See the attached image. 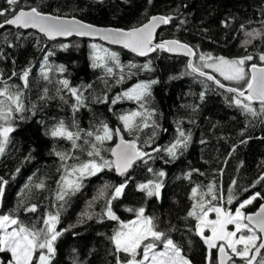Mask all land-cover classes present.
<instances>
[{
  "label": "trees",
  "instance_id": "trees-1",
  "mask_svg": "<svg viewBox=\"0 0 264 264\" xmlns=\"http://www.w3.org/2000/svg\"><path fill=\"white\" fill-rule=\"evenodd\" d=\"M31 7L56 16H73L95 25L123 29L139 26L151 15L160 14L172 19L156 33L154 44L165 38L188 44L196 53L192 63L197 66H202L200 54L229 59L252 54V62L262 63L258 56L264 53V39L254 38L247 45L244 41L248 39L245 33L253 29L264 33L261 23L264 0H151V3L149 0H18L16 5L0 0V10H6L0 22L21 8ZM92 44L117 53L119 64L108 60L106 65L93 67L96 50ZM100 55L104 53L101 51ZM145 64L149 65L147 69L143 67ZM61 67L63 72L59 70ZM26 68L30 74L28 87L23 88L19 76L12 74ZM45 68L48 80L43 78ZM108 68L112 69L111 73ZM203 70L226 85L237 86L208 69ZM0 74V79L21 86L26 108L22 114L24 119L16 114L12 122L14 131L9 134L4 154L0 155V177L8 181L0 197V215L12 213L24 223H36L40 227V218L59 211L56 227L63 234L56 241L53 264H74V261L116 264L117 254L110 237L119 228V221L135 218V213L128 209L140 207L145 208L146 215L159 218L160 230L174 229L169 234L192 264H209L207 245L195 231L196 220L188 217L197 202L192 198V188L199 186V193H204L210 183L214 184L217 196L222 199L204 196L205 205L211 201L213 206L231 211L256 193L260 195L244 212H252L264 202V179H261L264 176V122L243 113L231 102L232 93L194 73L183 57L157 49L148 57L140 58L123 48L99 42L75 37L51 41L35 31L6 26L0 29ZM65 79L84 97V106L76 111L73 110L75 97L59 83ZM140 83L149 84V95L139 101L123 97L130 86ZM45 89L47 96L41 99L45 97ZM145 110L153 113L148 121L150 126L129 134L119 117ZM61 120L71 131L83 129L82 138L88 131H102V124H107L113 132L118 127L124 138L138 137V146L151 153V158L146 164L138 163L124 176H116L113 169H104L95 176L84 177L78 191L66 196L65 201H58L57 182L65 174L62 164L70 168L89 159L87 145L84 151L73 150L71 141L47 134ZM153 120L158 127L151 126ZM140 121L141 117H137L136 122ZM178 128L191 133L187 148L179 150L174 159L164 151H153L174 142ZM77 143L83 144V139ZM112 143L113 139L105 141L103 147L109 149ZM57 153H69L79 159L61 161ZM102 155L110 159L108 151ZM159 171L165 175L155 176ZM126 180L124 194L112 202L119 221L101 218L113 187ZM149 180L162 181L159 197H147L138 189L139 184ZM41 181L45 187H35ZM105 184L113 187L106 189L105 197L97 198ZM229 189L234 197L231 204L227 202ZM21 202L23 206H19ZM31 204L38 206L37 211L25 212L24 207ZM82 213H89L92 218L82 217ZM119 255L122 260L125 258L123 253ZM0 257V264H8L9 252H0ZM212 257L216 258V249L212 250ZM234 259L236 264H243L238 257Z\"/></svg>",
  "mask_w": 264,
  "mask_h": 264
},
{
  "label": "snow or ice",
  "instance_id": "snow-or-ice-1",
  "mask_svg": "<svg viewBox=\"0 0 264 264\" xmlns=\"http://www.w3.org/2000/svg\"><path fill=\"white\" fill-rule=\"evenodd\" d=\"M9 5H16L18 0H7ZM151 3V0H149ZM6 10H0V16L5 15ZM172 18L168 16H153L147 22L139 27H133L129 30L97 28L91 24H85L82 21L65 19L60 16L47 15L37 9L31 7L29 10L21 8L18 12H13L12 17L5 19L0 23V28L6 25H15L20 28H37L44 33L49 39L56 36H70L74 32L80 36H101L105 40H109L113 44H122L123 47L130 49L132 52L140 56H147L148 53L157 49H165L169 52L183 50L189 56L196 53L192 48L181 43L178 40L163 41L153 44L154 33L160 24H168ZM264 24V21L261 22ZM243 28V25L241 26ZM248 37L244 44H250L252 39L260 37L264 39V33L257 29L246 32ZM67 47V45H62ZM91 47L96 50L93 53V67L106 65L108 60L115 61L119 64L117 53L110 52L106 48H101L96 44ZM104 55H100V52ZM199 59L203 62L202 66H197L189 61L187 67L192 69L194 73L206 77L208 81L214 82L220 89H225L228 93H232L231 102L238 107L247 116L253 119H260L264 122V53H260L258 59L260 64L253 61V55L248 54L238 58L212 57L211 54H200ZM211 61V62H210ZM134 67V65H133ZM145 69L148 64L143 65ZM214 69L219 73L225 81L235 82L237 86L226 85L217 79V77L203 69ZM64 71L63 67L59 69ZM111 73L112 69L108 68ZM30 69L26 68L21 73L13 72V76H19L23 82V88L28 87V78ZM2 76V74H0ZM43 78L49 79L48 69L43 70ZM11 79V77H9ZM123 77H121V80ZM118 83L120 81H117ZM63 88L67 89L76 99L73 110L76 111L80 106H84V97L77 88L70 87L68 80L59 81ZM151 83H156L152 81ZM0 155L5 152V146L9 142V134L14 131L13 120L16 114H21L18 118L24 119L22 115L26 110L23 103V90L19 85L9 84L7 81L0 79ZM90 87V86H89ZM45 91L46 98L47 89ZM58 92L60 89L57 90ZM123 97L129 99L141 100L149 95V84L140 83L122 94ZM121 97H117L119 99ZM200 98H204V93L200 94ZM63 99V97H61ZM113 103L116 101L113 100ZM143 108V104L141 105ZM153 113L145 110L134 111L125 115H121L119 119L123 122L124 129L132 134L134 130H140L149 127L148 121L152 119ZM141 117L140 123L136 122V118ZM251 122V121H250ZM75 126V122H74ZM153 127H158L155 121H152ZM102 131L97 130L96 133L88 131L85 136L81 137L83 129L77 128L76 131L69 130L68 126L61 120L55 125L49 133L52 137L64 138L72 142V149L84 151V145H87V156L89 159L79 164H74L70 168L63 165L65 174L58 181V192L56 199L65 201V197L74 194L81 187V181L84 177L95 176L104 169H114L118 174L124 176L129 169L135 167L138 163H147L151 158V153L142 151L137 144V139L125 140L120 135V129L113 132L107 124H102ZM178 136L169 146L165 148H154V152L164 151L173 159L181 149H185L191 139V133H185L183 129H177ZM113 135L119 136V143L115 147L105 149V141L113 139ZM155 136V132L153 133ZM94 138V139H89ZM83 139V144L77 141ZM151 140V138H150ZM150 142V141H149ZM247 141H241L246 143ZM148 143V142H146ZM111 152L114 159H106L102 152ZM61 161L69 158L79 159V157H71L69 153H57ZM19 171V169H17ZM149 172H153L152 168H148ZM157 177H163L165 173L159 171L154 173ZM191 174L189 173V176ZM264 179V176L261 177ZM8 183L3 177H0V197L4 195V185ZM235 183V181H233ZM127 186V180L118 186L105 184L99 191L101 198L106 196V189L113 187V191L106 200L105 209L101 218H108L113 221H119V217L112 210V202L120 198L124 194ZM35 187L43 189L45 184L41 181ZM163 187L162 181L149 180L146 183L138 185L140 191L145 192L147 197H159L160 190ZM199 186L192 188V198L197 202L193 204L192 210L188 212V217H194L196 220L195 231L200 236L204 244L209 250V264H236L234 258H239L243 264H264V204H261L256 213L248 214L243 210L250 205L260 195L250 197L239 204L233 213L221 206H213L211 201L207 206L203 197L211 195L212 200L222 199L215 192L214 184L207 186V192L199 193ZM199 195V199H197ZM233 195L231 189L227 202L232 203ZM94 200L96 197L93 198ZM23 206V202L21 205ZM91 206V205H90ZM37 205L31 204L24 207L25 212H36ZM63 207V204L60 205ZM135 213V219L124 222L119 221V228L114 231L110 237L115 249L116 264H192V262L183 254L181 245L173 240L169 229L168 231L160 230L158 217L148 216L145 214V208L128 209ZM209 213H215V219L209 218ZM59 211L55 214L49 212L40 218L42 226L38 227L36 223L31 225L24 223L18 216L9 213L0 215V252H9L11 260L8 264H53V258L56 255V241L63 234L57 230L59 223ZM87 216L91 219L89 213H82V217ZM83 222V220H81ZM229 225H234L235 230L230 231ZM205 230L210 234L205 235ZM67 231V229L63 230ZM218 250V257H212V250ZM120 253L125 258L122 260ZM74 264L78 262L74 261Z\"/></svg>",
  "mask_w": 264,
  "mask_h": 264
},
{
  "label": "water",
  "instance_id": "water-1",
  "mask_svg": "<svg viewBox=\"0 0 264 264\" xmlns=\"http://www.w3.org/2000/svg\"><path fill=\"white\" fill-rule=\"evenodd\" d=\"M30 8H28V9H24V10H29ZM20 10V9H19ZM19 10H17L16 12H18ZM42 13H44V12H42ZM44 14H47V15H52V14H49V13H44ZM53 16H56V15H53ZM153 16H163V15H160V14H155V15H151L144 23H147L150 19H151V17H153ZM12 17V16H11ZM11 17H9V18H11ZM60 17H62V18H65V19H72V18H75L76 20H79V21H82V22H84L85 24H91V25H93V26H95V27H97V28H112V29H123V28H117V27H112V26H103V25H95V24H92V23H88V22H85V21H83V20H80V19H78V18H76V17H73V16H71V17H68V16H60ZM8 18V19H9ZM0 23H3V22H0ZM144 23H142V24H144ZM141 24V25H142ZM141 25H139V26H141ZM166 24H160L157 28H156V30H155V33H154V40H155V35H156V33L162 28V27H164ZM6 26H8V27H12V28H17V29H21V30H32V31H35V32H37L38 34H41V35H43L47 40H51V41H55V40H68L69 38H71V37H75V38H82V39H86V40H88V41H98V42H100V43H102V44H105V45H107V46H110V47H117V48H123V49H125L126 51H128L129 53H131V54H134V55H136V56H138V57H140V58H146V57H148L149 55H151L152 54V52H150V53H148V55L147 56H140V55H138L137 53H135V52H132L130 49H128V48H125V47H123V45L122 44H113V43H111L109 40H105V39H103L101 36H80V35H77L75 32L72 34V35H70V36H56L54 39H49L44 33H41L40 31H39V29H37V28H27V29H25V28H20V27H17V26H15V25H4L3 27H6ZM139 26H136V27H139ZM2 27V28H3ZM2 28H0V29H2ZM133 28V27H132ZM129 29H131V28H128V29H124V30H129ZM154 40H153V44H154ZM172 40H176V39H172V38H165V39H163V40H161L159 43H161V42H163V41H172ZM179 41V40H178ZM181 42V41H180ZM181 43H184V42H181ZM186 44V43H185ZM188 45V44H187ZM165 50V49H164ZM193 50V49H192ZM169 55H171V56H179V57H183V58H185V59H187V65H188V63H189V61H193V58H194V56H189V55H187L186 54V52L185 51H183V50H178V51H173V52H169V51H167V50H165ZM194 51V50H193ZM190 69V68H189ZM192 70V69H191ZM210 73V72H209ZM212 74V73H211ZM206 78V77H205ZM116 129H119L118 127H115V129H114V132H115V130ZM120 135H123L122 134V132H121V130H120ZM125 140H131V139H127V138H124ZM117 143H119V136H117V135H114L113 136V143H112V145H111V147L110 148H112V147H115V145L117 144ZM109 156H110V159H114V157H112V155H111V152H109ZM130 170V169H129ZM113 171H114V174L116 175V176H121L120 174H118L114 169H113ZM261 204H264V202L263 203H261ZM261 204H259V206L254 210V211H252V212H248V214H252V213H256L258 210H259V207H260V205ZM263 251V250H262ZM218 255H219V253H218V250H216V257H218Z\"/></svg>",
  "mask_w": 264,
  "mask_h": 264
},
{
  "label": "rangeland",
  "instance_id": "rangeland-1",
  "mask_svg": "<svg viewBox=\"0 0 264 264\" xmlns=\"http://www.w3.org/2000/svg\"><path fill=\"white\" fill-rule=\"evenodd\" d=\"M104 45V44H103ZM106 46V45H105ZM211 62V61H210ZM203 64V62L201 61V65ZM205 69H208V68H205ZM208 70H210V71H212V72H214L216 75H218L221 79H223V77L222 76H220L219 75V73H217V72H215L214 71V69H208ZM224 80V79H223ZM230 82V81H229ZM233 83H235V82H233ZM134 86L135 85H133V86H130L129 87V89H132V88H134ZM97 198H101L100 196H99V192L97 193V196H96ZM96 198V199H97ZM239 207V206H238ZM237 208V207H236ZM235 208V209H236ZM235 209H233L232 210V212L234 213L235 212ZM244 211V210H243ZM209 218L210 219H215V213H209ZM135 218H133L132 220H134ZM129 221H131V220H129ZM125 222H128V221H125ZM228 229L230 230V231H232V230H235V226L234 225H229L228 226ZM210 233L207 231V230H205V235H209ZM207 250H208V248H207ZM217 250V249H216ZM209 251V250H208ZM9 255H10V259L9 260H11V254L9 253ZM0 262H1V257H0ZM8 262V261H7Z\"/></svg>",
  "mask_w": 264,
  "mask_h": 264
},
{
  "label": "flooded vegetation",
  "instance_id": "flooded-vegetation-1",
  "mask_svg": "<svg viewBox=\"0 0 264 264\" xmlns=\"http://www.w3.org/2000/svg\"><path fill=\"white\" fill-rule=\"evenodd\" d=\"M262 253H264V250L262 251Z\"/></svg>",
  "mask_w": 264,
  "mask_h": 264
}]
</instances>
